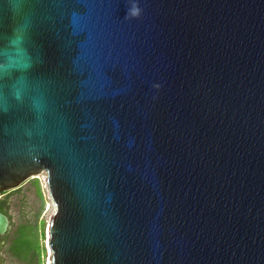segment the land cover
I'll return each mask as SVG.
<instances>
[{
	"label": "water",
	"instance_id": "water-1",
	"mask_svg": "<svg viewBox=\"0 0 264 264\" xmlns=\"http://www.w3.org/2000/svg\"><path fill=\"white\" fill-rule=\"evenodd\" d=\"M43 173L47 264H264V0H0V196Z\"/></svg>",
	"mask_w": 264,
	"mask_h": 264
},
{
	"label": "rangeland",
	"instance_id": "rangeland-1",
	"mask_svg": "<svg viewBox=\"0 0 264 264\" xmlns=\"http://www.w3.org/2000/svg\"><path fill=\"white\" fill-rule=\"evenodd\" d=\"M38 179L42 198L38 196L35 187L30 182H26L20 191L13 192L7 198V205L9 207V215L15 226L20 222L37 226L39 243L45 249V254L42 257L43 264H47L50 255L47 248V229L54 212V205L49 197L45 174H40ZM1 256L4 257L5 264H25L12 259L3 251Z\"/></svg>",
	"mask_w": 264,
	"mask_h": 264
},
{
	"label": "trees",
	"instance_id": "trees-1",
	"mask_svg": "<svg viewBox=\"0 0 264 264\" xmlns=\"http://www.w3.org/2000/svg\"><path fill=\"white\" fill-rule=\"evenodd\" d=\"M26 182H30L35 187L38 196L42 198L38 177L30 178L19 187L4 192L0 196V211L10 219L6 233L0 235V263H4V257L1 256L3 251L7 256L20 263L43 264L42 257L45 254V249L39 243L37 226L22 222L15 226L8 212L7 198L13 192L20 191Z\"/></svg>",
	"mask_w": 264,
	"mask_h": 264
},
{
	"label": "flooded vegetation",
	"instance_id": "flooded-vegetation-1",
	"mask_svg": "<svg viewBox=\"0 0 264 264\" xmlns=\"http://www.w3.org/2000/svg\"><path fill=\"white\" fill-rule=\"evenodd\" d=\"M0 264H5V263H0Z\"/></svg>",
	"mask_w": 264,
	"mask_h": 264
}]
</instances>
